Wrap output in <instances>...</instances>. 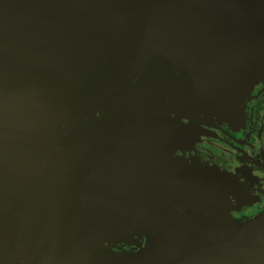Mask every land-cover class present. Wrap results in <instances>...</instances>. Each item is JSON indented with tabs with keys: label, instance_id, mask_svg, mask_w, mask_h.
Here are the masks:
<instances>
[{
	"label": "water",
	"instance_id": "water-1",
	"mask_svg": "<svg viewBox=\"0 0 264 264\" xmlns=\"http://www.w3.org/2000/svg\"><path fill=\"white\" fill-rule=\"evenodd\" d=\"M239 44L253 48L257 83L264 0H0V264H264V215L211 231L177 229L181 216H165L167 227L143 232L161 235L147 250L97 254L134 233H116L124 222L173 197L176 184L153 176L157 156L110 152L89 173L79 205L57 197L59 161L80 121L108 100V112H122L114 119L150 115L154 90L174 89L168 63L189 68L195 95L214 101L222 90L200 89L249 77ZM147 67L149 100L136 89L115 98Z\"/></svg>",
	"mask_w": 264,
	"mask_h": 264
},
{
	"label": "flooded vegetation",
	"instance_id": "flooded-vegetation-1",
	"mask_svg": "<svg viewBox=\"0 0 264 264\" xmlns=\"http://www.w3.org/2000/svg\"><path fill=\"white\" fill-rule=\"evenodd\" d=\"M198 26L199 30L201 26L203 30L206 28L205 23ZM194 28L197 29V25ZM187 39V48L192 50L190 33ZM197 46L196 51L201 47ZM246 48L250 66L253 48ZM164 66L173 78L174 89L170 91L169 85H164L162 96L154 90L159 102L150 100L155 108L146 112L150 117L141 112L138 117L114 119L112 116L122 115V112H108L107 106L111 104L108 100L80 121L67 138L56 178L59 199L66 195L70 200L74 198L77 205V197L82 195L84 183L95 164L115 151L159 157L153 176L176 184L169 201L154 206L142 216L137 214L130 218L128 227L134 233L126 234L115 243H107L97 254L140 252L147 241L160 239L161 235L152 237L143 232L148 228L155 231L164 228L165 216H181L180 221H176L180 223L174 226L177 229L188 225L195 231H211L264 215V77L253 85L254 78L250 76H254L255 71L251 67L249 77L240 87L230 81L214 101H202L196 96L189 68L185 67L180 73L172 64ZM147 69L115 98L133 89L146 100L150 98V85L146 84L151 79L141 85L142 77L152 76L145 73ZM177 96L182 98L176 100ZM62 130L63 126L55 137L56 142ZM161 215L163 217L158 218Z\"/></svg>",
	"mask_w": 264,
	"mask_h": 264
},
{
	"label": "rangeland",
	"instance_id": "rangeland-1",
	"mask_svg": "<svg viewBox=\"0 0 264 264\" xmlns=\"http://www.w3.org/2000/svg\"><path fill=\"white\" fill-rule=\"evenodd\" d=\"M243 46V45H242ZM243 49H245L247 51V48L245 46L242 47ZM239 67L241 68V70H243V72L246 74V75H249L247 70H246V67L245 65L243 64V62L239 59ZM249 68H251V62H250V66ZM257 83H253V85H256ZM60 215V214H59ZM61 217H57L56 218V221L54 223V231H56V229L59 227V225L61 224ZM129 223H130V220H127L126 222H124L119 228L118 230L116 231V233H123V232H128L126 231V229L128 228L129 226ZM107 244V243H106ZM106 244H103L100 246V250L106 245Z\"/></svg>",
	"mask_w": 264,
	"mask_h": 264
},
{
	"label": "bare ground",
	"instance_id": "bare-ground-1",
	"mask_svg": "<svg viewBox=\"0 0 264 264\" xmlns=\"http://www.w3.org/2000/svg\"><path fill=\"white\" fill-rule=\"evenodd\" d=\"M240 60L243 61V58L240 59ZM203 83H204V84H207V83H209V80L207 79V80H205ZM217 83H219L220 85L215 86V87H213V88H209V87H207V88H204V89H200V91L203 90V91H202L203 94H209V93H211L212 91L223 90V89H225V88L230 84V81H221V82H217ZM222 84H225V85H222ZM106 178L108 179L109 176H106ZM106 178H103V179L106 180ZM98 184L101 186L103 183H102V182H99Z\"/></svg>",
	"mask_w": 264,
	"mask_h": 264
},
{
	"label": "trees",
	"instance_id": "trees-1",
	"mask_svg": "<svg viewBox=\"0 0 264 264\" xmlns=\"http://www.w3.org/2000/svg\"><path fill=\"white\" fill-rule=\"evenodd\" d=\"M147 243H149L150 245H152L151 240L150 241H147ZM147 248H149V247H147ZM147 248L144 246L143 248H141V251L138 252V253H141V252L147 250Z\"/></svg>",
	"mask_w": 264,
	"mask_h": 264
}]
</instances>
